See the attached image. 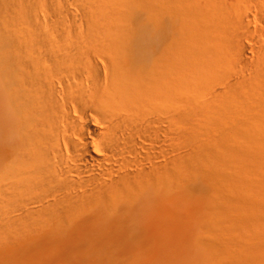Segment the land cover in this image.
Wrapping results in <instances>:
<instances>
[{
    "label": "bare ground",
    "instance_id": "1",
    "mask_svg": "<svg viewBox=\"0 0 264 264\" xmlns=\"http://www.w3.org/2000/svg\"><path fill=\"white\" fill-rule=\"evenodd\" d=\"M0 264H264V0H0Z\"/></svg>",
    "mask_w": 264,
    "mask_h": 264
},
{
    "label": "rangeland",
    "instance_id": "2",
    "mask_svg": "<svg viewBox=\"0 0 264 264\" xmlns=\"http://www.w3.org/2000/svg\"><path fill=\"white\" fill-rule=\"evenodd\" d=\"M256 208V207H255ZM259 209L260 210V207L257 206L256 210ZM256 213H259V211L257 210ZM260 237V236H259ZM260 240H261V237H260ZM260 240L258 242H260Z\"/></svg>",
    "mask_w": 264,
    "mask_h": 264
}]
</instances>
